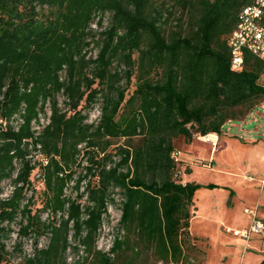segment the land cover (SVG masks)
Returning a JSON list of instances; mask_svg holds the SVG:
<instances>
[{
  "label": "trees",
  "instance_id": "trees-1",
  "mask_svg": "<svg viewBox=\"0 0 264 264\" xmlns=\"http://www.w3.org/2000/svg\"><path fill=\"white\" fill-rule=\"evenodd\" d=\"M252 0H0V116L25 110L19 130L0 133V185L20 163L13 196L0 202V264H69L70 232L92 255L71 264H179L188 261L190 223L200 184L176 179L172 154L194 136L221 135L230 120L264 102V59L246 50L241 69L231 67L229 38L240 11ZM108 16V25L103 26ZM98 18V20H97ZM97 23L101 30L93 27ZM97 49L96 56L89 55ZM125 69L122 70L121 66ZM135 77V88L127 91ZM65 96L69 114L59 106ZM102 101L97 126L83 109ZM51 102V122L35 144L49 157L42 205L34 209L27 158L31 122ZM125 143L107 152L114 139ZM87 174H98L83 193L88 204L65 196L80 154ZM63 173V175H61ZM84 177H81L76 185ZM123 197L112 255L97 248L107 203ZM69 204V205H68ZM68 205V207H67ZM43 211L62 213L42 220ZM18 220L19 241L50 233L46 247L10 261L5 240Z\"/></svg>",
  "mask_w": 264,
  "mask_h": 264
},
{
  "label": "rangeland",
  "instance_id": "rangeland-1",
  "mask_svg": "<svg viewBox=\"0 0 264 264\" xmlns=\"http://www.w3.org/2000/svg\"><path fill=\"white\" fill-rule=\"evenodd\" d=\"M98 20V18H97ZM108 16L103 26L108 25ZM96 30H101L96 22ZM97 49H91L89 55L96 56ZM124 70L125 66L122 65ZM135 77L127 95L135 88ZM62 105L65 102L63 94L58 95ZM194 136L191 143L186 144L183 139L177 143L181 149L180 159L186 157L191 161H182L181 181H195L200 184L196 192L193 213L196 207L201 214L193 223L195 232L191 243L194 248L188 250V261L184 264H264V237L253 234L249 242L228 232L227 228L242 229L248 226L250 215L245 212L246 207H258V216L264 220V102L257 103L249 110L245 117L228 121L222 130L216 144L199 139ZM125 143L124 138L114 139L107 152L115 153L116 149ZM83 158L76 166L74 179L66 188V196L80 202L83 206L88 204V195L84 192L87 182L96 178L87 177L76 188L77 181L85 175L87 169ZM44 185L35 178L33 197L34 209L42 205ZM113 201L107 203V214H104L102 226L97 237V248L104 250L114 236L123 238L126 230L120 225L122 196L115 190L111 196ZM42 220H60L62 213L53 215L43 211ZM20 225L18 220L13 224L15 235L8 239L10 261L20 263L25 256L33 254L36 241L39 248L46 247L50 241V233H45L36 239L34 235L23 238L22 248L16 251L15 244L19 241ZM71 246L67 251L69 264L75 260H82L92 255L86 247L75 239L74 231L70 232ZM158 264H162L161 262ZM183 264V262L179 263Z\"/></svg>",
  "mask_w": 264,
  "mask_h": 264
},
{
  "label": "built area",
  "instance_id": "built-area-1",
  "mask_svg": "<svg viewBox=\"0 0 264 264\" xmlns=\"http://www.w3.org/2000/svg\"><path fill=\"white\" fill-rule=\"evenodd\" d=\"M228 44H229L231 54H232L231 67L234 70H238L242 68L246 50L251 51L252 53L257 55L261 59H264V0H252L251 3L247 4L240 11L238 15L237 27L232 33V35L230 36ZM59 106L64 108L65 111H68L69 114L71 113V110L69 109L68 106H66L65 102H64V105H62L61 102L59 101ZM82 112L83 114L86 115V119H85L86 123L93 125V126H97L100 123L101 118H102V101L99 99L91 103V105L84 108ZM24 113H25V110H21L11 115L10 117L0 116V133L1 131L7 130L10 128L13 130H19L21 125L24 123V117H23ZM51 114H52V106H51V102L48 100L44 104L43 110H40L37 117L34 118L31 122V129L33 131V137L27 138L24 140L25 142L28 143L29 149H30V152L27 155V158H29L31 160V164L35 166L31 174V180L33 182V185L35 182V178L38 180L40 184L44 185L45 178H44V173H43V166L47 165L49 162V157L46 154H44V152L42 151L41 144L40 143L35 144L33 142V139L34 138L37 139L39 135L42 133L43 129L51 122ZM213 135L214 133L207 134V135L200 136V138L205 141L211 142L214 145L216 144L217 141L214 140ZM78 147L80 149V154L78 155V164H79V161L83 158V160L87 164L86 166L89 165V155L86 154V150L89 148L95 150L97 159L104 157V152H102L98 147H95V146L87 147V142H83L79 144ZM180 153H181V150H178V151L173 152L172 154L173 158L175 159L176 162H178V165H179L176 175H175L178 181H181ZM15 165H16V168L13 171V174L9 178L4 179L1 182L0 202L9 200L13 196L16 187L22 184V183L15 182V179L17 178L18 173L20 171V163L16 161ZM86 174L87 172L85 173V175ZM61 175H63V173H61ZM85 175L82 176L84 177L83 180L89 176L90 177L93 176L94 178H96V181H93L91 179L89 181L97 182L99 180L98 174H95V175L88 174L87 177ZM73 179H74V176H73ZM73 179H71L70 182H72ZM89 181L87 182V184L89 183ZM32 192H33V188L27 192V199L23 201V204L28 202V199L33 194ZM86 194L88 195V193ZM65 196H66V189H65ZM122 201H123V197H122L121 203ZM107 212H108V209H107ZM245 212L250 215V222L248 226L242 229H231L228 227L227 231L232 232L235 236L245 239L246 242L250 241L251 236L253 234H259L262 237H264V220L260 219L258 216V207L257 206L254 208L246 207ZM121 213H122V210H121ZM103 218H104V215H103ZM13 235H15L14 230L11 233V236ZM11 236L9 238H11ZM116 238H121V237L114 236L112 239H110L107 245V248L102 251L112 255L111 248ZM8 239L5 240L6 247L7 245L9 247ZM31 255L33 254H30L29 256ZM171 264H174V263H171Z\"/></svg>",
  "mask_w": 264,
  "mask_h": 264
},
{
  "label": "crops",
  "instance_id": "crops-1",
  "mask_svg": "<svg viewBox=\"0 0 264 264\" xmlns=\"http://www.w3.org/2000/svg\"><path fill=\"white\" fill-rule=\"evenodd\" d=\"M214 136V140H218L219 138H220V136L219 135H217V134H214L213 135ZM199 139H201L200 137H199ZM203 140V139H202ZM182 161H185V162H189V161H191L190 159H187L186 157H183V158H181V166L183 165L182 164ZM183 182H186V181H183ZM195 197H196V195H195ZM194 205H195V198H194ZM195 211H197L196 213H193V216H192V219H191V223H190V230H191V232H192V234H194V235H196V236H199L200 234L199 233H197V232H195V230H194V228H193V223H194V221L196 220V218H198L201 214H199V212L201 211L198 207H196V210Z\"/></svg>",
  "mask_w": 264,
  "mask_h": 264
}]
</instances>
